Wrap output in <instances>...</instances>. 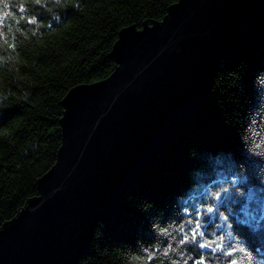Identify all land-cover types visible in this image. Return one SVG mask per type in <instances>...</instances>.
I'll return each mask as SVG.
<instances>
[{
  "label": "trees",
  "instance_id": "obj_1",
  "mask_svg": "<svg viewBox=\"0 0 264 264\" xmlns=\"http://www.w3.org/2000/svg\"><path fill=\"white\" fill-rule=\"evenodd\" d=\"M177 1L0 0V226L55 163L68 90L108 77L119 31ZM233 262L264 264V3L77 264Z\"/></svg>",
  "mask_w": 264,
  "mask_h": 264
},
{
  "label": "water",
  "instance_id": "obj_2",
  "mask_svg": "<svg viewBox=\"0 0 264 264\" xmlns=\"http://www.w3.org/2000/svg\"><path fill=\"white\" fill-rule=\"evenodd\" d=\"M264 0H178L122 28L115 68L62 99L61 144L38 194L0 226V264H77L99 223L151 169L177 122L210 93Z\"/></svg>",
  "mask_w": 264,
  "mask_h": 264
},
{
  "label": "snow or ice",
  "instance_id": "obj_3",
  "mask_svg": "<svg viewBox=\"0 0 264 264\" xmlns=\"http://www.w3.org/2000/svg\"><path fill=\"white\" fill-rule=\"evenodd\" d=\"M218 195H219V194H218ZM207 211H208V212H212L213 209H212V208H208ZM192 238L195 239V233L193 234V237H192ZM185 239H187V237H186ZM181 243H184V241L182 240ZM200 247L203 248V247H206V245H205V244H201ZM233 264H235V262H233Z\"/></svg>",
  "mask_w": 264,
  "mask_h": 264
}]
</instances>
